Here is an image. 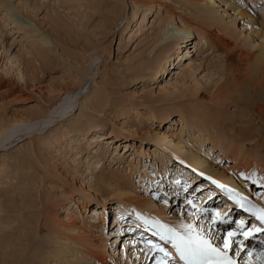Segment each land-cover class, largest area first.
<instances>
[{
    "label": "rangeland",
    "instance_id": "obj_1",
    "mask_svg": "<svg viewBox=\"0 0 264 264\" xmlns=\"http://www.w3.org/2000/svg\"><path fill=\"white\" fill-rule=\"evenodd\" d=\"M10 1L11 4L5 3L7 8L0 9V126L3 125L6 130H10V126L23 128L22 126L24 125L28 132L35 130V137L26 136L21 141H18L16 145L14 144L12 149L7 148V151L5 149L0 150V181H2L0 190L7 191L6 193L4 192V196L0 197V203L5 201L7 205H10L9 207L13 208L20 206L22 190V186L19 185L20 178L25 175H32L33 170H35V173L38 172L43 177V182L40 186L36 185V188L41 187L40 197L37 198V195L33 194L31 187L28 193V200L30 205L34 202L33 207L36 206V203L42 202L39 209H43H40V213L34 209L31 212L33 213V220L40 216L43 221L42 226L46 224L45 228H43L46 231L52 220L67 223L71 215L76 214L71 213L69 215L68 208L75 210L76 202L83 200L81 198L87 194L88 185L91 183L90 179L87 178L88 171L91 169L92 163L97 162L94 158L96 150H93L92 147L89 148L90 139L78 144L74 143L78 139L74 129L92 117L98 122L97 124L104 128L102 130L99 125H96V130L92 132V135L110 133L113 131L114 126L122 128L126 125L131 127L139 126L141 133L145 135L152 132L153 134L169 133L170 135L173 133L175 136H179L180 127H172V124L179 120L178 111L175 110L191 103L195 98L194 96L198 93L212 91L223 83L217 69L219 54L216 52L212 54L211 51H208L203 57V62L193 67L192 73H189L191 74L189 75L190 78L185 75L178 82L176 81L177 70L183 72V68L186 69L190 62L194 66L197 60L198 47L196 44L198 39L196 35L191 34L188 42H186L182 40L185 38V33L175 32L176 35L168 39L166 43L171 49L168 55L170 59L165 67L166 71L156 75L153 80H147L146 74L148 71L140 73L139 69L144 63L150 64L149 61L154 59L158 53L159 48L156 50L157 53L153 49L156 43V35L159 34L158 25H160L159 21L161 20L158 17L159 12L163 14L164 7L178 11L180 7L183 8V5L179 6L174 0H137L136 3L141 5L140 9L129 8L126 18L124 17V22L117 26L121 11L119 0ZM198 1L206 3V0ZM154 3H156V6ZM235 3L236 5L245 4L246 12L259 21L264 17V0H261L259 4H256V0H237ZM158 5H162L163 8L161 9ZM222 6L223 4L215 7ZM218 10L222 16L225 15L226 10L229 11L226 14L232 16V20L236 21L235 25L232 26V31L234 34L237 32L242 44L248 43L247 39L250 42H254V46L262 44L259 38H253L254 35L251 33L253 29L250 30L247 24L248 19L235 18L236 12L228 10L227 7ZM177 23L178 20H176ZM177 27H181L179 23ZM32 31L36 36L32 35ZM34 36L35 39L37 37L38 41L32 38ZM36 43L39 47L42 46L41 49ZM187 50L191 51L190 55L186 54ZM150 52L154 53L149 57ZM145 66L148 67L147 64ZM92 69L94 71L86 81L85 79ZM184 89L187 91L191 90V92L185 93L183 92ZM73 97L76 100L75 104L73 103L71 113L59 118V120L55 118L56 122L46 127L43 131H37L40 128L33 129L34 126H27L39 121V118H42L43 115L45 116L47 111L50 112L48 108L50 105L61 104L63 100L68 102ZM97 97L105 98V101L103 100L104 106L97 105L95 101ZM82 103H85V105H82ZM44 106L46 107L44 108ZM148 106L160 110L163 108L172 109L170 111L172 114L169 120L156 121L154 124L147 118H138L136 112H139V114L148 113ZM96 107L100 109L97 110ZM236 110L234 106H230L228 113L231 116V113ZM245 120L250 122V116L246 117ZM258 120L256 119L254 122L258 123ZM20 127L19 129H21ZM170 127L175 130L178 129V131H173V129L169 131ZM192 130L196 129H189L187 133L182 135L183 140L185 138V142L188 138H191ZM127 133L128 131L117 133L119 134L117 135L119 139L112 142L111 153L106 156L104 161L105 175L110 176L111 172L119 167H121L120 170L123 166L127 167L128 164L121 162V160H118L112 167L109 164L112 158L114 159V156H116L115 151L120 154L119 158H122L128 152L123 157L127 159V163L132 161V159L135 160V165H138V169L141 172H144V169L149 170V172H152L150 176L157 181L155 188H152L143 179L140 172H134L131 176L132 186L130 189L128 188L129 192H133L145 200L151 201L152 199L161 206L166 204L162 202L168 200V198L163 195L160 196L158 186H167V180L172 178V182L175 184L174 182H178V176L174 175L176 172H183L182 170L200 175V169L190 168L187 163H183V160L179 159H172L175 167L173 169L169 168V172L164 173L160 168V161L155 163L154 151L159 149L157 151L158 154H165V156L170 154L161 146L157 147L158 143L151 140V133L144 139L129 137ZM185 145L187 144L185 143ZM208 146L210 147L211 144H206L205 148H208ZM208 150L206 149L205 153ZM185 151L187 153L190 152L189 149H185ZM212 154L213 160H220V152ZM176 155L177 157H185L184 159H187L185 161L192 162L184 152ZM29 161H35L34 167L36 169L28 167ZM154 164L156 168H152ZM232 165L231 160L221 156V166L225 170L232 167ZM204 166L211 170L205 171L206 173H214V171L220 173L219 169L213 164L209 163ZM2 169L5 172H1ZM9 171L12 174L5 179V173L8 172L7 174H9ZM156 172L155 177L157 179L154 177ZM203 175L214 180V184H222V182L227 183L229 181L216 174V177L211 174L205 175V173ZM160 177L162 181L159 180ZM201 179L203 178H199V180ZM140 182L142 183L140 184ZM205 187H207V184ZM208 187L207 189L215 191V187L212 184L208 185ZM251 187L253 190H259L264 186L260 183H252ZM166 189L161 188L162 192L163 190L166 191V193L163 192L165 196H170L171 193ZM70 198H72L73 203H71ZM104 199H107V197H103L98 203L86 201L88 202L86 207H81L80 220L76 219L77 216L72 217L71 220L75 224L79 223L77 224L79 228L83 226L81 224L83 219L87 220L86 222L89 220L92 226H99V222L96 219L100 216L101 221H104V232L93 227L91 228L92 230H85L90 235V238L94 239L98 244L100 240L104 241L102 244L105 246L102 250L104 253L103 264H122L121 254L131 245L128 242L133 239L118 237L117 230H119V226L114 227L115 219L119 217L116 210L117 204H114L111 200L103 201ZM177 209L175 208L171 211V214L175 213V216L180 218L182 213ZM81 210L79 209V212ZM95 210L98 211L99 216L94 213ZM146 215L147 213L143 211L141 214L143 219H139V221L143 222L145 226L151 225L154 230L158 231L160 229L159 225L148 220ZM123 219L125 227L128 223V218L124 216ZM77 220L78 222L76 223ZM32 225L34 226L35 223ZM32 225H29V228ZM4 227L0 223L1 240H3L5 233L8 234L7 228ZM126 229L129 230L131 228L126 227ZM215 241L210 243L216 250L230 256L233 264L262 263L258 259L253 260L250 257V251H247L248 249L242 251L243 253L233 252L228 255L225 250L222 251L217 248V246L221 247V244L218 242L216 245ZM123 247L126 248L121 252ZM10 252H13V249H9L8 253ZM144 253L142 254L138 251L136 253L139 256L138 259L133 254V261H137L135 264L140 262V264H146L142 263L145 259ZM126 254L124 255V264H129L130 261ZM223 254L221 253V255ZM129 255L132 257L131 253Z\"/></svg>",
    "mask_w": 264,
    "mask_h": 264
},
{
    "label": "bare ground",
    "instance_id": "obj_2",
    "mask_svg": "<svg viewBox=\"0 0 264 264\" xmlns=\"http://www.w3.org/2000/svg\"><path fill=\"white\" fill-rule=\"evenodd\" d=\"M136 1L137 0H119L121 11L117 26L124 22L129 8L140 9L141 5L136 3ZM174 1L179 6L183 5V8L180 7V10L175 11L164 7V13L161 14L159 12L158 17L161 19L159 21L160 23L158 22L160 24L158 25L159 34L156 35V43L153 49L155 53H157L156 50H158V48L159 50L154 59H149L150 61L148 60L150 64L144 63V65H148L149 69L143 65L139 69V72L146 73L148 71L146 79L153 80L156 75L166 71L165 67L170 59L168 55L171 52V49L166 43L168 39H171L176 35L175 32H183L185 33V38L181 39L186 42H188L191 34L196 35L198 39L196 44L198 47V56L194 66L191 65V62H188L189 64L187 65V68H183L184 70L182 69L183 72L177 70L176 81H181L185 75L190 78L189 75L191 74L189 73L192 71L193 67H195L196 64H201L204 55L208 51H211L212 54L215 52L219 54L217 59L219 62L217 69L223 83L220 86L215 87L212 91L198 93L194 96V100L186 106L183 105V108L174 107L177 108L175 111H178L179 120L175 121V123L172 124V127H180L179 136H175L173 133L170 135L169 133L153 134L150 132L151 140L159 144H157V147L161 146L168 152V154H170L169 156L160 153L158 154L157 151L159 149H156L157 151H154V157L156 158L155 163H157L156 161H160V168L164 173H167V171L169 172V168L173 169L175 167V163H173L172 159L183 160V163H187L190 168L195 167V169L206 168L204 165L210 163L219 169L220 173L215 171L218 176L229 180L227 183L222 182L221 184L225 185V187L229 186V189H239L241 186L242 190H245L244 192H250L248 185H252V183H260L264 186V17L259 21L255 17L250 16L245 10V4L236 5L235 2H237V0H206L205 4L198 0ZM260 1L261 0H256V4H259ZM5 3L11 4V1L0 0V9L5 7ZM147 4L149 5V3ZM154 4L156 6V3ZM221 4H223L222 7H215L217 5L220 6ZM158 7L161 9L163 8L162 5H158ZM223 7H227L228 10L230 9L232 12H236L237 15L235 18L240 17V19H248L247 24L249 25L250 30L253 29L251 32L254 35L253 38H259L262 41V44L260 46H254V42H250L249 39H247L246 41H248V43L245 42L246 45L244 46L245 43L242 44V40L237 36V32L234 34L232 31V26L235 25L236 21L234 19V21L232 20V16L226 14L229 11L226 10V17L225 15L222 16V14H220L221 12L218 9ZM176 20H178V23L181 26L180 28L177 27L178 23L176 24ZM228 20L230 21L228 22ZM162 32L164 35L163 37ZM32 35L36 36L35 33L33 34V31ZM35 36L32 38L35 39ZM35 40L38 41L37 37ZM41 47H39V49H41ZM204 48L205 50H203ZM153 53L154 52H150L148 56L150 57ZM186 54L190 55L191 51L187 50ZM93 71V69L91 72L89 71L90 74L85 79L86 81L91 77ZM183 92L187 93L191 92V90L187 91L184 89ZM75 100L76 98L73 97L68 102L67 100L65 102L63 100L62 103L60 102L61 104L58 103L53 106H47L50 112L47 111V114L45 116L43 115L42 118H39V121L28 124L27 126H34L33 129L40 128L37 131H43L46 127L56 122V119L59 120V118L71 113ZM103 100L105 101V98L97 97L95 101L98 106H104ZM85 103H82V105H85ZM230 106H234L237 109L235 112L231 113V116L228 113V108ZM45 107L46 106H44V108ZM98 109L100 108H97V110ZM147 109L148 113L139 114V112H136V114L138 118H147L149 121H152L153 124L156 121L160 122L169 120L172 114L170 112L172 109L168 110V108L160 110L148 106ZM248 116H250V122L245 120ZM256 119H259V124L254 122ZM97 123L98 122L91 117L85 123H81L74 129V132L78 135V139L75 140L74 143L78 144L90 139L89 148L92 147L93 150H96L94 158L97 162L94 164L92 163L91 169L88 171L87 178L90 179L91 183H88L87 194L81 198L83 200L76 202L75 210L73 208H68L69 215H71V213H76L75 215H71L70 220L68 221L69 224L68 222L64 223L52 220L49 223L47 230L44 231L43 228H45L46 224L45 226H42L43 221L40 219V216L33 220V213L31 211L34 209L36 212L40 213V209H43H39L42 202L38 204L36 203L35 205L37 207H33L34 202L30 205V201L28 200V193L31 187L33 194L37 195V198L40 197L41 187L36 188V185L40 186L43 182V177H41L38 172L35 173V170H33L32 175H25L20 178L21 181L19 185L22 186L20 206L13 208L9 207L10 205H7L5 201L0 203V223L8 230V234H4L3 240L0 239V264H103L104 253L102 250L105 246L102 244L104 241L99 239V245L94 239H91L88 232H86L87 229L92 230V227L104 232V221H101L100 216L97 213L98 211L95 210L94 213H97L99 216L96 219L99 222V226H92V223L89 222V220L86 222L87 220L83 219L81 222L83 226L79 228L77 227V224H79L77 223L78 220L76 221L77 224L73 223V220H71L72 217L76 216V219L80 220V214L82 213L81 207H86L88 203L86 201H89V203H98L103 197H107V199H104L103 201L107 202V200H111L114 204H117L116 210L119 217L115 219L114 227L116 228L119 226V230H117L118 236L120 235L122 227H124V216L130 221L132 219L139 220L143 219L141 214L145 211L147 213L146 218L156 225H159L160 229L158 231L171 232L176 230L193 237L198 235L201 239L207 240L211 247L215 249L212 243L209 242V235H201L197 230L190 228L192 223L190 224L188 219H185L184 217L177 218L175 213L172 215L171 212H167V204L163 203L164 205L159 206L156 201L152 199L151 201L145 200L140 196L135 195L133 192H129V189L132 186L131 176L134 172H140L143 179L149 178L151 186H154L153 183L157 181L153 180L150 176L152 172H149V170L144 169V172H141L138 169V165H135V160L132 159V161L127 163V159L123 157L128 152H126L122 158H119L120 154H117V151H115L114 153L116 156H114V159L112 158L109 166L112 167V165H115L118 160H121V162L128 165L127 167L123 166L121 170V167H117L118 169L112 171L110 176L105 175L104 161L106 156L111 153L112 142L119 139L117 137L119 134L117 133L128 131L127 134L129 137L140 139H144L146 136H149L150 133H147L146 135L142 134L139 126L131 127L124 125L122 128L114 126L113 131L110 133L106 132L100 135H92V132L96 130V125H99L100 127H98L104 130V128ZM19 127L20 126H10L11 129L6 130L5 126H0V150H6L7 148L12 149L14 144L16 145L18 141H21L26 136H29L30 138L35 137V130L28 132V129L26 130L24 125L22 126L23 128L20 127L21 129H19ZM172 127L169 128V131L172 129L173 131H178V129L175 130ZM193 128L196 130H192L193 132L190 134L191 138H188L185 142V138L183 140L182 135L187 133L189 129ZM185 143L189 147L185 145ZM206 144H211V146L205 148ZM185 149H189L190 152L187 153ZM206 149H209L210 151L208 150V152L205 153ZM182 152L186 153L192 162L185 161L187 160L184 159L185 157H177L176 154ZM214 152H216V154L217 152H220V160L215 161L212 159L211 154ZM221 156L225 159L231 160L233 163L232 167L225 170L221 166ZM34 164L35 161H29L28 167L33 169ZM164 164L166 165L164 166ZM94 166L95 168H93ZM166 166L168 167L167 169ZM152 168H156V165L154 164ZM182 171L183 172H176L174 176H178V179L180 176H184V178L186 176L188 182L197 181L199 184L202 183V185H206L203 183V179L199 180V178L205 177L203 174L200 173V175H198L192 172H186L185 170ZM1 172L5 171L2 169ZM7 173L8 172L5 173V179L12 174L11 171H9V174ZM156 174L157 172L154 174V177ZM205 175L207 174L205 173ZM155 179L157 178L155 177ZM1 182L2 181H0V184ZM141 183L142 182H140V184ZM207 184L211 185L208 182ZM233 185H237L238 187ZM185 186L187 187L186 184ZM142 187L145 189L144 186ZM164 187L165 188L163 189L167 188L166 186ZM206 190L214 191L211 189ZM4 192V190H0V197L4 196ZM163 192L166 193L165 190H163ZM170 193H172L171 196H173L176 194V191H171ZM213 193H217V191L215 190ZM250 195L252 196V194ZM70 201L73 203L72 198H70ZM79 209L81 210L80 212ZM130 221H128L127 225H129ZM33 223H35L34 226L32 225ZM29 225H32V227L29 228ZM127 225L125 227H127ZM9 249H13L14 253H8ZM127 250L123 251L121 254L122 264H124V255L126 252H128L126 255L130 261L129 264H135L137 261H133V258H139L138 254H136L138 251L134 249L131 253L129 249ZM130 253L132 257L129 255ZM221 253L223 254L221 251L215 252L216 257L219 260L218 262L230 261V264H233L230 256L224 254L221 255ZM141 259L142 258H140V260ZM258 261L260 262L261 260Z\"/></svg>",
    "mask_w": 264,
    "mask_h": 264
},
{
    "label": "snow or ice",
    "instance_id": "obj_3",
    "mask_svg": "<svg viewBox=\"0 0 264 264\" xmlns=\"http://www.w3.org/2000/svg\"><path fill=\"white\" fill-rule=\"evenodd\" d=\"M260 219L264 221V216H261ZM171 231V230H170ZM233 235L229 233V236ZM161 239H165L164 236ZM170 241H173V246L177 249V252L180 254V258L186 261V264H206L205 261L196 260L194 257L203 256L207 252H217L216 249L212 248L207 240L201 239L198 235L193 237L191 235L187 236H177L175 239L173 237H168ZM226 242L225 247H228ZM167 255V253H165ZM218 264H230V261H221Z\"/></svg>",
    "mask_w": 264,
    "mask_h": 264
}]
</instances>
